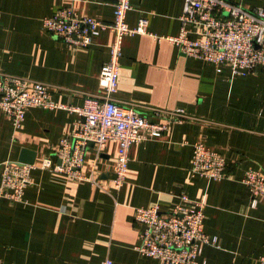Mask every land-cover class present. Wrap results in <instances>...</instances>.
I'll use <instances>...</instances> for the list:
<instances>
[{
    "label": "crops",
    "instance_id": "obj_1",
    "mask_svg": "<svg viewBox=\"0 0 264 264\" xmlns=\"http://www.w3.org/2000/svg\"><path fill=\"white\" fill-rule=\"evenodd\" d=\"M252 10L264 0H227ZM116 0H0V72L49 86L52 100L82 107L87 95L103 94L102 67L110 59L115 35L98 30L87 48L73 49L53 37L44 19L71 8L104 24L114 22ZM126 20L141 18L149 34L126 35L122 44L117 103L134 108L152 122L153 111L182 110L160 137L133 145L123 187L113 188L119 143L110 140L98 154L89 144L82 171L86 181L35 168L22 202L0 196V260L3 264H162L137 247L143 226L138 208L159 206L168 213L181 195L203 203L205 233L217 244L204 245L202 264H260L264 257V198L251 207L244 184L247 170L264 172V65L246 75L228 66L182 55L168 38L185 27V0H131ZM192 39L200 27L187 24ZM157 37V38H156ZM159 37L163 39H159ZM79 116L68 110L29 107L15 129L0 109V185L2 165L19 162L23 151L59 164L56 149L71 135ZM203 143L222 155L227 178L214 181L191 173L193 146ZM116 197V203L114 200Z\"/></svg>",
    "mask_w": 264,
    "mask_h": 264
},
{
    "label": "built area",
    "instance_id": "obj_2",
    "mask_svg": "<svg viewBox=\"0 0 264 264\" xmlns=\"http://www.w3.org/2000/svg\"><path fill=\"white\" fill-rule=\"evenodd\" d=\"M131 9V0H116L115 18L110 25L89 16H80L71 8L60 9L44 19L45 29L73 49L89 47L93 34L98 30H110L115 35L110 59L100 74L104 93L85 96L82 107H67L54 102L49 86L44 83L0 72V109L12 120L15 129L25 121L29 107L44 110L67 108L79 116L71 135L65 136L56 149L59 164L53 165L51 160L44 159L38 166L12 161L2 165L1 197L13 203L22 202L35 168L56 171L72 181H86L104 190L105 187L95 177L85 175L82 168L88 145L93 143L100 154L110 140L119 143L112 180L113 188L119 191L126 182L133 145L162 136L170 123L186 118L182 110L155 109L153 116L163 121L152 122L113 98L118 89L124 37L151 34L145 18H141L134 28L128 25L126 17ZM180 20L185 27L180 35L168 40L182 55L211 62L218 67L228 66L237 75H246L264 65L263 8L249 10L227 0H185ZM187 24L201 28V39L190 37L192 31L186 29ZM191 173L221 181L228 176L227 163L222 155L199 142L193 146ZM243 182L251 192L250 206L256 207L257 199L264 198V172L247 170ZM114 200L116 203V197ZM204 208L203 203L193 201L187 195H181L180 203L168 213L161 212L159 206L138 208L135 221L143 229L137 250L162 264H200L198 258L203 246L217 244L216 238L205 233ZM259 262L264 264V257ZM0 264H3L1 260ZM104 264L112 262L107 260Z\"/></svg>",
    "mask_w": 264,
    "mask_h": 264
},
{
    "label": "water",
    "instance_id": "obj_3",
    "mask_svg": "<svg viewBox=\"0 0 264 264\" xmlns=\"http://www.w3.org/2000/svg\"><path fill=\"white\" fill-rule=\"evenodd\" d=\"M19 162L23 164L33 165L36 162V155L35 153L30 151H23L19 158Z\"/></svg>",
    "mask_w": 264,
    "mask_h": 264
}]
</instances>
